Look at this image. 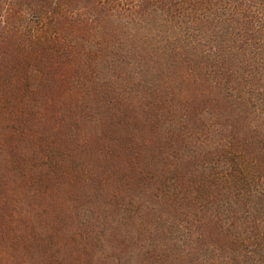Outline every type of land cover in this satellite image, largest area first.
Masks as SVG:
<instances>
[{
  "label": "trees",
  "instance_id": "obj_1",
  "mask_svg": "<svg viewBox=\"0 0 264 264\" xmlns=\"http://www.w3.org/2000/svg\"><path fill=\"white\" fill-rule=\"evenodd\" d=\"M35 260L264 264V0H0V264Z\"/></svg>",
  "mask_w": 264,
  "mask_h": 264
},
{
  "label": "rangeland",
  "instance_id": "obj_2",
  "mask_svg": "<svg viewBox=\"0 0 264 264\" xmlns=\"http://www.w3.org/2000/svg\"><path fill=\"white\" fill-rule=\"evenodd\" d=\"M44 127H45V133H46V121L44 122ZM29 264H41L39 260H35L34 262H30Z\"/></svg>",
  "mask_w": 264,
  "mask_h": 264
}]
</instances>
